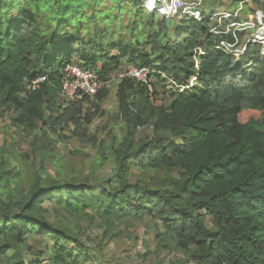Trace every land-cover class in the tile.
<instances>
[{"label":"trees","instance_id":"obj_1","mask_svg":"<svg viewBox=\"0 0 264 264\" xmlns=\"http://www.w3.org/2000/svg\"><path fill=\"white\" fill-rule=\"evenodd\" d=\"M126 1L117 8L133 6L137 34L114 41L109 49L119 56L110 59L98 37H86L83 25L95 15L81 14L75 0H0V109L32 137L40 164L31 176L7 170L0 146V264H102L93 249L102 248L109 230L145 219L161 227L158 257L173 249L185 255L170 264H264V59H256L258 47L236 61L216 49L219 39L207 21L167 20L146 14L141 0ZM93 7L89 2L86 10ZM69 27L77 28L75 36ZM250 60L256 61L252 70L246 69ZM70 64L95 70L103 85L95 97L66 107L61 91ZM127 65L172 82L170 105L157 104V91L147 85L122 79L111 120L123 122L125 131L96 160L100 168L112 162V175L68 171L57 159L52 175L46 129L57 134L74 125L73 136L99 152L102 143L83 123L105 116L107 83ZM84 103L95 111L83 113ZM247 112L258 115L247 118ZM144 129L151 133L141 137ZM136 170L142 174L132 181ZM75 219L102 222L99 244L84 238ZM31 240L45 250H34Z\"/></svg>","mask_w":264,"mask_h":264},{"label":"rangeland","instance_id":"obj_2","mask_svg":"<svg viewBox=\"0 0 264 264\" xmlns=\"http://www.w3.org/2000/svg\"><path fill=\"white\" fill-rule=\"evenodd\" d=\"M89 2L93 3L94 6L91 11H89V9L86 10ZM120 2L127 1L75 0V3L79 6L77 9L81 10V14L86 15L87 12L89 15H95V21L90 25H83L89 29L86 37H98V42L103 44L110 59L118 58L119 56L117 50L109 49L114 41L120 40L121 37L124 41H130L131 38L128 37L137 34V31H133L135 29H132L135 25L134 15L132 14L133 6L124 5L119 9L117 7L120 5ZM215 9L218 8L216 7ZM141 18L144 19V17ZM80 22V19L75 21V23ZM83 22L87 23V19L85 18ZM101 28H105V30H102ZM69 29H71V31H68L69 34L75 36L73 32L77 28L69 27ZM171 34L172 31L168 36L170 37ZM104 35L105 37L100 39ZM173 39H175V37H173ZM120 41L122 42V40ZM132 68L133 66L127 65L121 72L116 73L113 76L112 81L107 84L110 90V96L105 103L102 104L105 116L96 117L92 124L83 123L82 128L88 130L89 134L95 135L98 139V144L100 142L102 143L101 150L98 152L96 151V147L83 144L78 138H76V136H73L75 130L74 125H70L69 128L63 127L59 129L57 134L46 129V132L48 133V143L51 145L47 148V153L53 157L51 162L57 159L63 169L68 171L73 170L82 175H91L98 178L112 175V169L115 167L112 162H108L105 167L100 168L98 167L96 160L97 155L106 151L105 149L112 139L114 137L121 138L125 131L124 123L111 120V117L113 114L117 113L118 109L119 100L117 97V91L118 86L122 81L121 76L128 73ZM144 77V79H147L148 81L147 86L149 87V90L151 92L157 91L155 100L157 101V104L163 103L169 106L171 100L168 92L173 91L172 88H176L175 85L170 81H158L155 77L147 76V73ZM191 82L192 84H196L195 78H193ZM183 90L184 89L182 88L179 89L180 92ZM64 105L68 107L66 103H64ZM88 109L95 111L90 104L84 103L83 113ZM1 111L2 110L0 109V146L4 147L3 159L6 162L7 170L17 167L23 169L28 176H31L32 170L40 167L39 163H34V157L30 148L32 137L25 133L21 128L12 126L11 115L8 113H2ZM257 115L258 114L255 112H247L246 114L247 118ZM42 131L43 130L40 129L38 133H41ZM150 133L149 130L144 129L140 131L139 135L144 137ZM107 154L111 155V152H108ZM28 155L30 157L28 159L25 158ZM51 162H46L47 169L52 175H56L59 167H56L53 164L54 162ZM138 174L142 173L137 170L134 171V177H132L131 180L134 181ZM173 174L176 175L175 173ZM24 185L25 184L22 185L23 188ZM50 221H54V219L50 218ZM74 223L84 230L85 239H90L92 242L99 244L98 239L100 240L103 231L102 222L97 221L92 223L88 220L75 219ZM159 230H161L159 224L148 219L142 221H122L115 224L114 227L109 230L107 239L101 242L102 248L98 249L94 247L93 253L102 258V264H111L113 261H118L122 264H170L175 260L185 258V255L176 249H173L170 252L164 251L163 253H160V257L157 256L158 252L156 253V251L158 250V240L156 237ZM30 244L34 245V250H45L44 246L33 240L30 241ZM42 255H44L43 259L48 257L44 251ZM45 263H49V261H45Z\"/></svg>","mask_w":264,"mask_h":264},{"label":"built area","instance_id":"obj_3","mask_svg":"<svg viewBox=\"0 0 264 264\" xmlns=\"http://www.w3.org/2000/svg\"><path fill=\"white\" fill-rule=\"evenodd\" d=\"M202 8L203 0H147L145 4L146 10L157 13L167 20L181 21L187 18L197 23L207 21L209 33L219 39L216 49L235 60L241 59L255 47H258L256 59H264V10L255 11L250 20H243L240 19L239 11L206 15ZM197 54L198 56L206 55L202 50H199ZM255 63L256 61H249L246 68L252 70ZM195 64L198 68L197 57H195ZM146 73L148 76L149 72L144 67H133L121 78H130L148 85L147 79H144ZM112 78L107 84L112 81ZM38 82L40 80L33 84L36 85ZM102 85L99 74L95 70L70 64L64 71L61 96L68 106L74 105L85 96L95 97Z\"/></svg>","mask_w":264,"mask_h":264},{"label":"crops","instance_id":"obj_4","mask_svg":"<svg viewBox=\"0 0 264 264\" xmlns=\"http://www.w3.org/2000/svg\"><path fill=\"white\" fill-rule=\"evenodd\" d=\"M141 1H143V5L141 6L143 10L146 12V14H150V12L145 9L147 0ZM263 4L264 0H203L202 9L206 15H211L216 12L234 13L236 11H239L240 19L250 20L254 16L255 11L264 10ZM216 7L218 9H215Z\"/></svg>","mask_w":264,"mask_h":264},{"label":"clouds","instance_id":"obj_5","mask_svg":"<svg viewBox=\"0 0 264 264\" xmlns=\"http://www.w3.org/2000/svg\"><path fill=\"white\" fill-rule=\"evenodd\" d=\"M260 49V48H259ZM237 61V60H236ZM250 61H252V60H250ZM247 63H249V61L247 62ZM246 66H247V64H246ZM246 69H248V68H246ZM190 86H193V84H192V82H191V85ZM188 88V87H187Z\"/></svg>","mask_w":264,"mask_h":264},{"label":"bare ground","instance_id":"obj_6","mask_svg":"<svg viewBox=\"0 0 264 264\" xmlns=\"http://www.w3.org/2000/svg\"><path fill=\"white\" fill-rule=\"evenodd\" d=\"M194 85V84H193ZM191 87V86H190Z\"/></svg>","mask_w":264,"mask_h":264}]
</instances>
